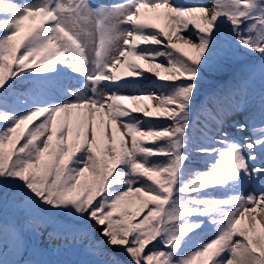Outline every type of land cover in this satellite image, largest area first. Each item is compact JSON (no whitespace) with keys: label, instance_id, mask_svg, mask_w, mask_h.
<instances>
[{"label":"snow or ice","instance_id":"obj_1","mask_svg":"<svg viewBox=\"0 0 264 264\" xmlns=\"http://www.w3.org/2000/svg\"><path fill=\"white\" fill-rule=\"evenodd\" d=\"M233 47L264 58V0H0V181L24 212L0 222V264H41L25 235L61 214L128 264H264V95L239 139L228 94L196 103L201 69ZM146 74L159 94H124Z\"/></svg>","mask_w":264,"mask_h":264},{"label":"trees","instance_id":"obj_2","mask_svg":"<svg viewBox=\"0 0 264 264\" xmlns=\"http://www.w3.org/2000/svg\"><path fill=\"white\" fill-rule=\"evenodd\" d=\"M259 59H261L259 54L243 49L233 47L226 50L213 64L201 69L200 83L198 85L199 90L196 95L197 105L202 101L205 93L210 92L214 87H220L224 95L228 94L231 97V101H234L241 93L251 96L254 92H258V90L251 85L249 78L241 79L240 71L247 67V63L251 62L253 64ZM165 83L167 82H164V84ZM259 86H263V84ZM19 87L20 85L18 84L17 88ZM162 90L160 85V91ZM198 111V108L193 110L192 118L197 115ZM190 135L196 137L197 130L190 128ZM191 156L200 164V168H198L197 163L192 161L191 158L186 162V167L188 169H201V171H203L205 169V164L203 163L205 158L196 153H192ZM155 159L162 160L163 157H157ZM0 187V190H4L7 193H12L15 188L13 184L5 181H0ZM42 234L45 238V241H41L45 243L42 245H45L51 254H55L54 250L60 249L63 251L65 250L63 253L65 256L69 249L76 250L78 257L72 264H79L82 253L85 254L82 258L87 254L93 255L90 259L96 264H110V258L113 254L119 260L128 264L129 258L128 260H124L123 256L127 257V254L122 248L115 247L110 249L107 242L97 239L92 231L90 232V238H94V240L82 238L78 234L54 232L47 226L42 229ZM94 241H99L101 243L97 246Z\"/></svg>","mask_w":264,"mask_h":264},{"label":"rangeland","instance_id":"obj_3","mask_svg":"<svg viewBox=\"0 0 264 264\" xmlns=\"http://www.w3.org/2000/svg\"><path fill=\"white\" fill-rule=\"evenodd\" d=\"M97 2L107 3L108 0H98ZM118 2H122V1H118ZM183 2H185V3H197V2L206 3V2H209V0H183ZM150 46L151 47H158L155 45H150ZM249 66H250V68L244 69L243 72L241 73V75H245V74L248 75L252 81L257 80V81H255L256 83L259 82V80L264 81V62H263V60L260 59L258 61V63L254 62L253 64H249L248 67ZM146 76H147L146 79H139V80L135 81V83L131 84L127 89H124L123 90L124 94H137V93H156V94H159L157 85L161 81L157 80L151 74H146ZM129 79H131V78H129ZM211 95H222V94L218 90V91L213 92ZM125 103H129V102L125 101ZM259 103H260V100L255 101V102H251V103L247 104L246 107L247 108H253L254 107V108L258 109ZM209 106L211 107V105H209ZM201 116H205V115H201ZM204 118L206 120V116ZM205 120H204V122H205ZM235 121L243 122V119H239L238 116L235 114V115L230 116L224 125V130L229 133L230 138L239 139L242 135H248V133L241 134L237 131V129L234 127ZM15 190L16 189L14 188L12 192H14ZM0 192H5V191L0 190ZM4 209L6 210V215H4V218L9 220L11 223L20 224L23 221L24 212L19 207H17V202L12 199L11 193H9V196L4 201L2 209H0V211H2L3 214H4V211H3ZM56 220H57L56 223H52V224H49L47 226L50 227L51 229L56 230L57 232H64L67 234H76L77 230L84 226L82 222L76 221V220H74L68 216L62 215V214L58 215ZM92 232L97 238H101L102 241L106 242L105 238L100 235V229L97 228V229L93 230ZM207 238L208 237H205V239H207ZM28 242L36 244L35 237L31 240L28 239ZM40 244H44V242L38 243V245H40ZM109 248L112 249V247H109ZM36 251H38V250H36ZM83 255H85V254L82 253V255L80 257L81 261L79 262V264H96L92 259H90V257L93 255L87 254L86 256H84L82 258ZM77 257H78L77 251L74 249H69L67 254L62 258L63 260H58V261H63L62 262L63 264L73 263ZM52 258L53 257H51L50 254H48L47 252H38V253H36L35 261H39V262H41V264H49L50 260H52V264H53L56 261V259L55 258L52 259ZM123 258H124V260H128V256L127 257L123 256Z\"/></svg>","mask_w":264,"mask_h":264}]
</instances>
